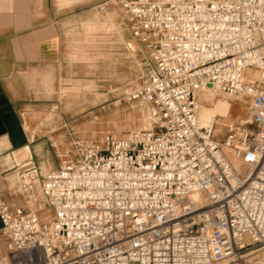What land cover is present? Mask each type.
<instances>
[{
  "label": "built area",
  "instance_id": "1",
  "mask_svg": "<svg viewBox=\"0 0 264 264\" xmlns=\"http://www.w3.org/2000/svg\"><path fill=\"white\" fill-rule=\"evenodd\" d=\"M95 8L146 50L123 98L149 126L72 138L22 203L0 196V264H264V0ZM208 85L246 104L224 134L199 115Z\"/></svg>",
  "mask_w": 264,
  "mask_h": 264
},
{
  "label": "rangeland",
  "instance_id": "2",
  "mask_svg": "<svg viewBox=\"0 0 264 264\" xmlns=\"http://www.w3.org/2000/svg\"><path fill=\"white\" fill-rule=\"evenodd\" d=\"M101 1L57 0L53 6L60 63L57 72L50 70L45 77L44 91L40 94L44 99L33 101L26 111L35 137L45 138L47 147L29 150L25 145L19 150L11 149L15 150L12 154L8 151L0 155L4 156L0 169V196L4 199L22 203L21 177L17 172L37 168L46 173L56 168L72 138L124 135L149 126L147 106L123 98V89L146 71V50L121 23L118 12L106 15L96 12L95 5ZM201 93L197 95L201 104L215 103L214 99L202 98ZM216 95L222 97L220 93ZM227 99L229 114L212 119L218 134H224L231 122L245 116L244 102L233 97ZM260 252L262 255L264 249Z\"/></svg>",
  "mask_w": 264,
  "mask_h": 264
},
{
  "label": "crops",
  "instance_id": "3",
  "mask_svg": "<svg viewBox=\"0 0 264 264\" xmlns=\"http://www.w3.org/2000/svg\"><path fill=\"white\" fill-rule=\"evenodd\" d=\"M56 2L57 0H0V94L8 100L18 116L27 138L25 145L29 150L47 147L45 138L35 137L32 124L26 118V111L33 106V101L44 99L40 94L44 91L42 85L45 84V77L50 70L56 69L57 72L60 63L58 29L53 21V6ZM34 142H37L36 145ZM13 148L7 134L0 135V155L8 151L14 153L15 150H11ZM44 155L41 154L43 157ZM3 160L4 156H0V169ZM43 174L45 173L37 168L29 172L23 169L17 172L21 180L26 176Z\"/></svg>",
  "mask_w": 264,
  "mask_h": 264
},
{
  "label": "water",
  "instance_id": "4",
  "mask_svg": "<svg viewBox=\"0 0 264 264\" xmlns=\"http://www.w3.org/2000/svg\"><path fill=\"white\" fill-rule=\"evenodd\" d=\"M2 134H7L10 145L14 148L27 143V138L12 105L0 94V135Z\"/></svg>",
  "mask_w": 264,
  "mask_h": 264
},
{
  "label": "bare ground",
  "instance_id": "5",
  "mask_svg": "<svg viewBox=\"0 0 264 264\" xmlns=\"http://www.w3.org/2000/svg\"><path fill=\"white\" fill-rule=\"evenodd\" d=\"M208 89L213 90L212 87H205V88L200 90V91H202L201 96H202V98L214 99L215 103L212 104L211 106H208L207 104H201L199 115H200V118L203 120L204 123H208V122L212 121V119L216 115L227 116L229 114V109H230V104L226 101V99L228 98L227 95L221 94L222 97H217V95H216L217 93H215L214 91L208 92ZM140 130H144V129H140ZM229 157H231V156L229 155Z\"/></svg>",
  "mask_w": 264,
  "mask_h": 264
}]
</instances>
